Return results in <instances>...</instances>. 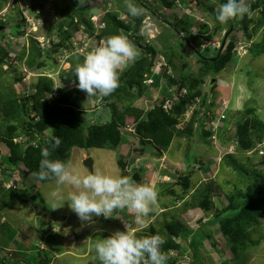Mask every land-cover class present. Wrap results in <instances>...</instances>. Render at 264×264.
<instances>
[{
  "label": "rangeland",
  "instance_id": "rangeland-1",
  "mask_svg": "<svg viewBox=\"0 0 264 264\" xmlns=\"http://www.w3.org/2000/svg\"><path fill=\"white\" fill-rule=\"evenodd\" d=\"M16 1L18 4L16 5L20 9L31 5V2L27 0ZM36 1L41 2V4L38 5L39 19L35 23L37 24L41 21V26L36 33L32 34L29 32L31 29L34 32L36 28L32 26L34 24L33 17L27 15L30 18V24L25 26V36L31 33L33 37L36 36L38 38L40 48L43 49L45 47L47 49L48 41L54 40L56 44L58 41L56 27L63 20L59 17L58 10L63 6V0H53L51 2L47 0ZM105 1L108 2V9L117 11L119 8L120 17H125L123 12L128 11L126 0H123L126 3L122 4V7L120 5L116 6L109 0H102V2ZM140 1L138 5H136L135 1L133 3L142 9L141 14H145V18L137 28V31L134 32L143 40L139 42L140 47L137 46L139 44L136 43L135 39L132 44L138 50V56L142 55L143 47L146 46L155 47L162 53L165 52V54L158 53L153 61L155 66L151 70L154 73H159L158 75H161L163 69H166V75L175 80L180 74L188 73V75L198 81L201 79L200 66L197 62V54L193 52H201L207 48L211 49L210 55L212 56L216 52L218 54L225 53L228 43L234 37L235 47L232 49V55L233 57L234 55L236 56L234 57L236 61L234 62L231 57H228V60L231 61L225 66V70L216 76L215 79L211 76H206L203 83L198 87L203 96L207 95L206 106L208 110L214 112L207 113L205 118L202 119L204 129L210 130L212 136L201 135L200 128L197 125L198 127L194 129V136L189 138L181 133L186 124L184 120L182 124L176 127L180 134L174 137L171 145L163 152L161 157H153L151 150L147 146H140L132 136L133 134L124 131L123 136L124 138L127 136L126 141L115 151L94 148L89 150L73 148L70 150L69 161L81 175L97 169L105 174L114 176H133L135 171H137L140 179L138 184L151 185L157 190L158 208L150 215L148 226L139 231H137L138 225L134 222V214L127 210H116V215L108 219L102 216L94 218L95 223L92 225L82 223L75 213L69 209L67 203L62 208L52 210L51 197L58 190L55 180L42 183L27 173L23 167L19 168L22 174L16 173V171L14 173L11 170L12 168H7L6 172L0 175L7 178L8 185L15 186L16 189H19L18 187L28 188L30 196L27 199L22 198V200L11 206L1 207L0 205V251L3 253V255L0 254V258H3L4 264H97L93 259L94 253L89 251L91 242L105 239L116 231L123 232L126 230L135 231L138 237L160 235L164 239L166 233L165 225L172 220L180 221L193 230L192 235L187 237L185 241L179 242L182 244V256L178 257L176 264H208L211 260L214 264H264V220L261 221L258 227L253 228V230L250 229L252 230L249 235L250 240H246L245 247L237 255L232 251L230 242L221 234L219 226H207L206 224V222L214 218L216 213L227 206L228 197H234L237 191L243 192L248 184L247 178L238 176L229 164L220 162L222 157L227 153H234L233 155L250 173H252V170L264 172V161L260 162L258 156L247 157L248 161L245 163L244 158L246 156L236 152L235 146L231 145L232 141L226 143L222 140L227 139L228 134L234 129L235 120L243 116L246 107H257V115L264 122V53L254 58L248 50L252 43L261 42L263 31L254 35L250 40L247 39L243 30L230 34H226V30H223L220 35H216L213 33L217 25L215 20L211 15L203 11V7H198L197 0H172L175 6L170 10L164 8L161 0ZM253 1L245 0V3L249 5ZM214 2V0H210V3L214 4ZM210 3H205V5H210ZM215 3L218 4L217 2ZM0 5L1 19L12 15V9L8 7L7 3L3 4L2 2ZM148 8H153L154 15H147V12H149ZM78 9L82 11L80 8ZM100 12H102L101 9L97 10L93 20L98 18L97 14ZM129 17L132 16L129 15ZM161 18L165 22H161ZM179 19L188 21L186 26L189 25L187 28L191 30L193 35L191 37L189 35L186 36L189 41L180 40L183 35L185 36V33L176 24ZM132 24L134 23L132 22ZM199 24L201 26L205 25L206 31H200L201 27ZM12 30L13 32L11 33H14V29ZM0 36L5 37V32L1 33ZM161 36H165V38L162 39ZM204 36L209 37L207 39ZM74 37L70 38V42H72L70 44L79 47L77 50L79 53L66 56L65 52L60 49L58 53L54 52V55L50 57V62L48 61L50 69L42 71L27 68L24 64V61L27 60L26 57L19 61L21 46L17 45V50L11 51L12 57L16 58V61L13 62V67L18 69V73H21L23 80L16 82L14 77L18 73L15 72L8 73L6 78L0 76V100H5L8 95L12 94L13 90L16 94L18 91L23 95H30L34 92V89H32L33 84H35L38 75L41 74L51 77L55 82L56 89H59V87L64 89L65 93H67L65 95L69 96L70 100L77 101V107L81 110L83 121L89 120L90 123L96 120L101 123L108 121L112 117V110L109 106L111 100H105L104 97L99 95L89 97L87 93L79 90L76 84L68 83L63 85L60 83L61 72L76 68L79 63L83 62L85 55L92 51L100 42L96 39V35L89 37L84 32L80 39L83 42H77L75 39L78 40L79 37ZM165 39L168 41L166 43L169 48L162 50L160 42ZM16 40L19 41L18 38ZM85 48H87L86 51L84 50ZM171 50L175 54L174 56L172 55V59L170 58L174 66L169 65L168 62L169 57H171ZM167 55L168 60L166 58ZM148 57L150 58L149 54ZM133 63L130 62L127 67L123 68L119 77ZM149 82L150 80L147 81V83ZM9 83L13 90L10 86H7ZM164 86V81H161L158 88L147 89V92L140 98L122 101L117 104V108L120 109L119 111H123L124 107L131 105L145 112L147 109L153 108L155 104H159L164 98H170V96L165 97ZM218 86L223 87L217 88ZM74 91H78L77 96L73 93ZM57 96L58 93L56 92L50 97L57 99ZM171 99H175L174 94ZM222 102L229 107V112H227L223 125V121L220 120L221 112L216 116L218 108L223 107ZM200 104H196L194 108L198 109ZM189 115L190 112L187 110L185 114L187 120ZM1 121L2 116L0 115V123ZM216 131H221L224 138L221 137L219 139L218 135L215 136L216 133L214 132ZM213 136H215V139ZM0 149L6 154V148L2 144ZM140 149L143 151L141 155ZM86 159L92 161L91 170L84 165ZM117 160L122 161L125 167L124 170H121V167L117 165ZM199 166L202 168L200 171ZM188 175L191 178L189 184L191 187L184 193L180 179ZM7 186L1 187L3 189H1L2 192L7 190ZM62 190L67 193L70 189L67 186H63ZM205 191H208L211 199L210 210L207 215L198 205L200 200L205 197ZM171 192L174 194L172 195ZM182 195L191 204L187 209L182 208L183 203L186 202L179 199V196L182 197ZM32 196H35V198L31 199ZM122 211H125L124 214L121 213ZM67 219H71L73 224L69 223ZM58 227L60 230H58ZM23 237L29 240L30 249L35 247L34 249L39 252V256H36V252L26 254L16 251L5 253L3 251L5 250L4 247L12 250L13 245H19L20 243L27 246L22 240ZM53 252L58 255L56 258H54ZM33 254L34 258L36 257V261L33 258L30 260Z\"/></svg>",
  "mask_w": 264,
  "mask_h": 264
},
{
  "label": "trees",
  "instance_id": "trees-1",
  "mask_svg": "<svg viewBox=\"0 0 264 264\" xmlns=\"http://www.w3.org/2000/svg\"><path fill=\"white\" fill-rule=\"evenodd\" d=\"M109 1L116 4V6L120 5V7H122L121 5L125 4L127 0ZM134 1L137 3L136 5L141 2L140 0H132V2ZM214 1L218 4L215 2L214 4L210 3V0H202V2L197 0L198 7H203V11L211 15L213 19V14L217 11L219 4L225 3L226 0ZM2 2L4 4L7 0H0V4H2ZM161 2L164 8L168 10L172 9L174 6L172 0H161ZM107 3V1L102 2V0H63V6L58 10L59 17L63 20L56 27L57 44L51 43V51H49V49L41 50L37 41L30 38L29 54L26 57V50L23 49L18 58L19 61H22V58L26 57L27 60L24 61V64L31 70L36 69L42 71L50 69L48 61L50 62V57L53 56L54 52L57 53L60 49L71 51L70 38L74 36L77 37L76 35L79 34L80 31H83L89 37H94L95 26L90 21V18L100 9L102 10L100 23L103 24V28L96 33V39L98 41L112 35L124 34L131 43H133L135 39L136 43L139 44L143 39L137 36L135 32L145 18V14L132 18L129 17L128 11H125L123 13L127 18L120 19L119 8L117 11L108 9ZM205 3H210V5L206 6ZM249 6L252 10L251 16L246 15L243 18L237 17L227 24L216 22L217 25L213 33L220 35L223 30H226V34H230L243 30L247 39L250 40L254 35L263 31L261 42H254L248 48L252 56L256 58L264 53V0H254ZM149 10L147 15H154L153 8H149ZM14 11L16 12L15 14L18 20L13 28L18 29L23 23V17L18 9ZM254 13L255 15H253ZM181 20L179 19L176 21V24L179 25L181 30L185 33V36L183 35L180 40L189 41L186 36L189 35V37H191L192 32L187 28L189 25L186 26L188 21ZM132 22L134 24H132ZM161 22L165 21L162 19ZM202 26L200 25V31H206L205 25ZM0 27L2 28L0 32H5L6 24L0 23ZM16 32L20 35L23 34V32L19 30H16ZM204 37L208 39L209 36ZM164 38L165 36L162 37V39ZM231 40L232 41L228 43L226 47L227 51L225 53L218 54L216 52L212 56L210 55L211 49L207 48L203 49L201 52H193L197 54V62L200 66L201 79L198 81L193 79L188 73L180 74L175 80L166 75V69H163L161 75L153 74L151 68L154 66V58L158 53H162V51L159 52L152 46L143 47L144 50L141 53L142 55L138 56L133 65L127 68L119 77V87L111 95L104 97L105 100H111L109 106L112 110V117L105 123H101L99 120L92 123H90L89 120L83 121L81 110L77 107V101L70 100L69 96L65 95L67 93H65L64 89L60 87L56 89L53 79L46 75L40 74L37 77L35 84L32 86L34 92L27 96L18 91L16 94L10 83L7 84V86H10L13 90L11 92L12 94L8 95L5 100H0V115L2 116V121L0 123V144L8 151L4 162L9 166L12 165L18 168L23 167L24 170L31 175L34 172H38L39 163L42 159L41 149L49 147L53 137H59L62 140V144L52 153L49 157L50 159L69 161V153L73 148L81 150L94 148L115 151L126 141L123 137L122 130L125 127H131V129H133V137L137 140L136 142L142 147L147 146L151 150L153 157H161L163 152L171 145L174 137L180 134V131L177 130L176 127L184 122V116L188 109L187 106L193 104L195 98L199 97L201 102L200 107H207V95L203 96L198 87L203 83L206 76H211L213 78L218 76L225 70V66L231 60H234V57H236L232 55V49L235 47L233 41L234 37ZM166 41L167 39L160 42L162 50H167L166 48H169ZM137 46L140 47V44ZM162 54H165V52ZM7 55L8 51L0 48V76L2 78H6L8 73L11 72L18 73V69L11 65L8 66V70L3 69V65H6L5 59H7ZM172 55L174 56L175 54L171 50V57H169L168 60L167 55L166 58L169 65L174 66L171 61ZM228 57H231L230 61ZM235 61L236 59L234 62ZM74 69L75 68L70 71L65 70L61 72V84L78 83L73 74ZM145 77L152 78L150 87L143 84ZM14 80L20 82L22 80L21 73H18L16 77H14ZM161 81L165 83V97L169 96V94L177 96L176 99H170V109L167 110L163 108V101L159 104H155L153 108H149L145 112L131 105L124 107L123 111H119L120 109L117 108V104L122 101L140 98L147 92V89L158 88ZM183 91H185V94H183ZM56 92L58 93L57 99L50 97ZM73 93L75 96L78 95V91H74ZM256 111L257 109L255 106L246 107L243 116L235 120V126L233 125L234 129L228 134L227 139H222L226 143L232 141L236 145V152L239 154H244L245 151L252 148L256 142H260L264 137V122L259 119ZM30 114H32L33 117L30 118ZM198 115V110H195L190 120L186 122L185 128L181 130V133L187 135L189 138L194 136L195 125L198 123L199 125H197L201 128V133L206 137H210L212 133L204 129L202 120L199 119ZM47 131H49V133H47ZM217 135L219 139L221 137L224 138L221 131H218ZM18 137H22L23 142L16 141ZM141 149L139 150L140 155L143 152ZM244 159L246 163L248 158L246 157ZM221 162L229 164L238 176L247 178L248 184L243 192L237 191L234 197L227 196V206L216 213L214 218L206 222V224L207 226L218 225L221 234L230 242L232 251L237 255V253L245 247L246 240H250V231L258 227L261 221L264 220V172L252 170V173H250L246 170V167H243L236 156L231 154L225 155ZM117 164L124 169V164L121 160H117ZM198 168L199 171L202 169L200 166ZM52 180L43 181L42 183H47ZM133 180L140 182L137 173L134 174ZM180 180L182 181L183 192L186 193L191 187V185H189L191 182L190 175L181 177ZM1 187H4L3 180L2 183H0L1 207L14 205L19 200H22V198L27 199L30 196L28 188L22 190L11 187L2 192L3 189ZM208 191H205V197L198 203L199 208L206 215L211 205ZM171 193L172 195L174 194L173 192ZM191 195L193 196V194ZM179 199L183 201L187 200L186 197L183 198V195L182 197L179 196ZM190 205L191 204L186 201L183 203L182 208L187 209ZM124 212L125 211H122L121 213L124 214ZM115 215L116 211L113 213V216ZM165 230L166 233L161 251L168 258L167 264H176L178 257L182 256V244L179 242L185 241L187 237L193 234V230L185 226L182 222L174 220L169 221L168 224L165 225ZM177 239L178 241L176 243ZM170 252H172L173 255L168 257ZM0 254L3 255L1 251ZM0 264H4L3 258H0ZM208 264L214 263L211 260Z\"/></svg>",
  "mask_w": 264,
  "mask_h": 264
},
{
  "label": "clouds",
  "instance_id": "clouds-1",
  "mask_svg": "<svg viewBox=\"0 0 264 264\" xmlns=\"http://www.w3.org/2000/svg\"><path fill=\"white\" fill-rule=\"evenodd\" d=\"M27 1H30L31 5L27 6V8L21 7L20 9L19 7H17L18 4L16 0H7L6 3L8 4V7L12 9V15L4 17V19L0 18V23L6 24V36H0V48L6 49L8 51L7 59H5L6 65H3L4 70H8V66H13V62L16 61V58L12 57L11 51L14 52V50H17V45L21 46L20 53L23 51V49L26 50V57L29 54L28 51L30 38L37 41L39 45V41L37 40L38 38L36 36L33 37L32 34L39 31L38 29L41 26V21L37 24L35 23L39 19L38 5H40L41 2H37L36 0ZM47 1L51 2L53 0ZM126 7L128 10V14L132 17H137L142 12V9L137 7L132 2V0H127ZM15 9H18L23 17V23L20 27H18V29L13 28L15 27L14 25L18 20L15 14L16 12L14 11ZM148 11H150L149 8ZM101 13L102 12L97 14L98 18L95 20H93L92 18L96 15L90 18V21L95 26V35L100 29L103 28V24L100 23ZM1 15L2 14H0V16ZM27 15L33 17L34 24L32 26L36 29L34 30V32L33 29H31V31L29 32H31L32 34L28 33V35L25 36V26H27V24H30V18ZM213 15L215 22H219L220 24H227L229 21L237 17L243 18L246 15L251 16L252 10L250 6L245 3V0H226L225 3L219 4L217 11ZM120 19H125V17H120ZM9 28L14 29V33H11L13 32V30ZM0 30H2L1 27ZM16 30L22 31L23 34H18ZM82 33L83 31H80V33L76 35V38L79 37V39L75 40L79 43L83 42L80 41ZM15 37L18 38L19 41H17ZM48 42L47 49L51 51V43L56 44V42H54V40L50 41L49 44ZM70 45L71 51L63 50V52H65V55L72 56L78 54L79 52H77V50L79 47H75V45L72 44ZM47 49L43 47V49L41 50ZM84 50L86 51L87 48H85ZM138 54V50L125 35H112L101 40L92 51L88 52L85 55L83 62L79 63L74 69L73 74L78 81V83H76V87L79 90L87 93L89 97H94L97 95H99L100 97H107L111 95L119 87L120 71L123 68L127 67L130 62H134L137 59ZM153 74L158 75L159 73L153 72ZM213 79H215V77ZM149 80L151 82L147 83V81ZM151 83V77H146L143 82V84L147 87H150ZM219 87L220 86H218L217 88ZM183 94H185V91H183ZM171 98L172 96H170V98H164L163 103L165 104V99ZM176 98L177 96H175V99ZM209 98L211 97L209 96ZM199 103L201 102L199 101ZM221 104H223V102ZM191 105L192 104L188 105L187 108ZM226 105L227 104L224 105V108L219 107L218 114H216V116H218L221 112L220 114L224 115V119L222 120L223 124L226 120L227 112H229V107ZM195 110H198V117L201 120L204 119L207 113L210 112L208 110V107H199L198 109H194V111ZM211 112L214 113L212 110ZM31 117H33L32 114H30V118ZM190 117L191 116H189L187 120L184 116L185 122H188L190 120ZM197 124L195 128L198 127ZM122 130L124 132H130L131 134H133V129H131V127H125ZM205 130L211 132L210 130ZM217 132L218 131L214 132L216 133L215 136H217ZM18 138L16 139V141L23 142V139H20L22 137ZM263 140L264 137L260 142H262ZM260 142H256L255 144ZM61 144L62 140L59 137H53L50 141L49 147H44L41 149L42 159L39 163V171L32 173V176L36 180L41 182L52 179L55 180L58 186V190L54 192L51 197L52 210L62 208L64 207L65 203H67L69 209L73 213H75L78 219L82 223H86L87 225L94 224V218L102 216L103 218L108 219L113 217V213L116 210H127L128 212L134 214V222L136 225H138L137 231L143 230L148 226L150 215L154 213L158 208V192L153 186L147 184H138L139 182L133 180L134 174L133 176H114L105 174L103 171L97 169L95 171H89L87 172V174L81 175L74 168L71 161H62L59 159L49 158L52 153L61 146ZM231 145H234L236 147L233 142L231 143ZM252 150H254L253 153L247 154V152ZM7 153L8 151L6 152V154H4L0 149V174L6 172L7 168H12L11 170H13L14 173L16 171V173L18 172L19 174H22V171H20L18 167L6 165L3 159H5ZM228 154L233 155L234 153H227L226 155ZM243 155L249 158L250 156L256 155L260 158V162L264 159V155H260L258 153L255 145L249 150L245 151ZM6 179L7 178L5 176L0 175V183H2L3 180L4 186H7L9 184ZM63 186H67L70 190L65 193L62 190ZM11 187L12 186L8 185L7 189ZM18 188L22 190L24 189V187ZM162 248L163 238L160 235L138 237L135 234V231L130 230H126L123 232L116 231L105 239H98L89 244V251L91 253H94L93 259L97 262V264H167L168 258L162 253ZM3 251H5V253L9 252L6 249ZM172 255L173 253L170 252L168 257H171Z\"/></svg>",
  "mask_w": 264,
  "mask_h": 264
},
{
  "label": "built area",
  "instance_id": "built-area-1",
  "mask_svg": "<svg viewBox=\"0 0 264 264\" xmlns=\"http://www.w3.org/2000/svg\"><path fill=\"white\" fill-rule=\"evenodd\" d=\"M170 96H172V95H170ZM199 101H200L199 98H195L194 104H192L191 106L188 107V110L190 112V115L189 116H191V114L193 113V111L195 109L194 107L196 106V104L199 103ZM224 107L225 106L223 105V108ZM163 108L164 109H170L171 108V101H170V99H165V104L163 105ZM223 119H224V115L223 114H220V120H223ZM213 138L215 139V136H213ZM255 147L258 150V153L260 155H264V140L262 142H260V143L255 144ZM253 152H254V150L247 152V154H251Z\"/></svg>",
  "mask_w": 264,
  "mask_h": 264
},
{
  "label": "crops",
  "instance_id": "crops-1",
  "mask_svg": "<svg viewBox=\"0 0 264 264\" xmlns=\"http://www.w3.org/2000/svg\"><path fill=\"white\" fill-rule=\"evenodd\" d=\"M220 87H223V86H220ZM225 87H226V85H225ZM227 88V87H226ZM230 97V96H229ZM257 108V107H256ZM222 125H223V122H222ZM201 135H204V134H202L201 133ZM208 139V138H207ZM220 166V165H219ZM136 170V169H135ZM138 174L139 175V173L137 172V171H135V173L134 174ZM58 230H60L59 229V227H58ZM22 240L25 242V244L27 245V246H24L22 243H20L19 245H13V247H12V250L10 249V248H8V247H4L7 251H10V252H12V251H16V252H23V253H26V254H29V253H31V252H36V256H39V252L38 251H35V247H31V249L29 248V246H30V244H29V240L28 239H25V237H23L22 238ZM21 247H23V248H21ZM54 253V258H56L58 255L55 253V252H53ZM33 258V260H35L36 261V257L34 258V254H33V257H31L30 258V260Z\"/></svg>",
  "mask_w": 264,
  "mask_h": 264
},
{
  "label": "water",
  "instance_id": "water-1",
  "mask_svg": "<svg viewBox=\"0 0 264 264\" xmlns=\"http://www.w3.org/2000/svg\"><path fill=\"white\" fill-rule=\"evenodd\" d=\"M200 163H201V162H200ZM84 165H85L87 168H89V170L92 169V161H91L90 159H86V160L84 161ZM34 198H35V196H32V197H31V199H34ZM67 221H68L69 223L73 224L72 221H71V219H67Z\"/></svg>",
  "mask_w": 264,
  "mask_h": 264
},
{
  "label": "bare ground",
  "instance_id": "bare-ground-1",
  "mask_svg": "<svg viewBox=\"0 0 264 264\" xmlns=\"http://www.w3.org/2000/svg\"><path fill=\"white\" fill-rule=\"evenodd\" d=\"M238 149V148H237ZM241 153V152H240ZM253 157V156H252Z\"/></svg>",
  "mask_w": 264,
  "mask_h": 264
}]
</instances>
